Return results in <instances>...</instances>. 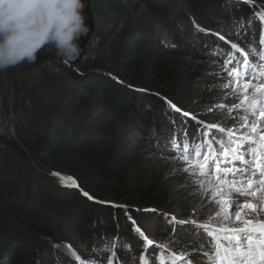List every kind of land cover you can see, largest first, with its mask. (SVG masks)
<instances>
[{
	"label": "trees",
	"instance_id": "1",
	"mask_svg": "<svg viewBox=\"0 0 264 264\" xmlns=\"http://www.w3.org/2000/svg\"><path fill=\"white\" fill-rule=\"evenodd\" d=\"M260 15L264 0H86L90 31L79 41L81 57L65 63L51 46L41 49L36 61L28 63L39 72L25 88L24 99L4 107L7 116L16 114L12 132L0 117V264H72L76 254L84 264H97L92 253L110 256L117 238L125 246L119 257L134 264L133 252L140 253L145 241L134 233L129 217L149 238L165 245L173 240L179 254L200 246L199 239L182 245L163 232L166 226L158 215L136 210L154 208L201 223L213 216L210 224L219 226L213 195L204 200L209 186L194 189L180 171L168 183L146 167L135 171L132 158L118 155L120 133L129 127L153 153L182 166L184 153L172 156L166 150L174 120L181 126L195 124L194 116L202 124L226 128L233 125L232 116L241 120L243 105L232 107L239 103L224 77L231 70L236 72L231 76L243 78L251 68L240 63L241 53L253 66L264 64L258 60L264 51ZM197 25L206 31H197ZM232 42L241 52L231 48ZM227 59L233 63H224ZM214 132L227 142L226 133ZM200 142L197 136L192 147L199 148ZM171 143L175 148V134ZM19 157L71 177L79 188L36 175ZM170 184L178 185L177 195L169 194ZM113 204L126 205L130 212ZM166 206L169 210H162ZM176 236L187 239L189 233ZM105 237L111 242L97 249ZM149 254L154 259L159 249ZM193 261L202 264L198 254Z\"/></svg>",
	"mask_w": 264,
	"mask_h": 264
},
{
	"label": "snow or ice",
	"instance_id": "2",
	"mask_svg": "<svg viewBox=\"0 0 264 264\" xmlns=\"http://www.w3.org/2000/svg\"><path fill=\"white\" fill-rule=\"evenodd\" d=\"M247 2V0H245ZM260 20L264 21V15H260ZM251 24V20L248 21ZM244 29L243 31H247ZM197 31L205 32L206 29L197 25ZM221 41H225V36L215 33ZM259 44L264 46V33L260 35ZM231 48L236 52H241L235 42L231 43ZM240 63L247 70L253 67L245 53ZM258 60L264 62V51H261ZM226 64H232V59L224 61ZM232 73L229 72V75ZM261 79L257 81L256 76L247 77L243 82V97L239 104H233L232 107L239 109L245 101L248 102V108L254 110L252 115H258L259 120L249 119L244 116L242 120L238 116H232L233 125L231 127L218 126L215 123H204L192 117L195 124L184 122L181 126L176 120L173 121L174 127L170 130L166 150L169 155L174 156L176 151H182V167H185L183 175L189 180H203L206 176L215 174V192L212 199L219 211L215 216L220 218L225 226L212 228L209 223H201L196 218L181 219L175 214L160 212L158 209L149 208L144 210L137 209L149 214L158 215L164 222L162 230L165 233L172 234L175 239L180 240L181 244H193L199 239L200 246L190 248L188 254H178L174 249L173 240H169L167 245L155 244L154 240L149 238L138 222L129 217L134 225V233L146 242L142 246L140 253L133 252L137 257L134 264H194L193 255L200 256L202 264H264V71L259 73ZM239 86L240 81H236ZM251 90V91H250ZM170 109L180 113L181 109L167 101ZM221 109L225 104L218 105ZM184 117L189 113L184 112ZM237 121L238 124L236 123ZM180 131L177 132L176 129ZM214 130L227 136V142L222 137H217ZM172 134H175L176 145L173 148L171 143ZM197 136L201 137L200 147L193 148ZM188 143H184V140ZM193 158L195 162L193 163ZM59 176L62 181H72V186L79 188V185L71 177H64L59 173H53ZM64 186H69L65 184ZM202 187L200 183H194L193 188L198 190ZM88 199H94L88 192H82ZM213 195V189H208L204 200L208 201L209 196ZM223 197H227L226 199ZM242 198V199H241ZM113 207L123 208L126 215L130 212L126 205H112ZM234 220V224H232ZM231 225V226H229ZM187 231L189 238L183 239L176 236L177 232ZM118 247L111 250L110 256L103 253H92V257L97 264H129V260L121 259L118 252L124 249V245L119 243ZM111 241L108 237L104 238V244L97 245L106 247ZM71 248L72 245L69 244ZM149 249L155 253L159 249V256L150 259ZM131 251V246H128ZM170 255L171 259H166ZM84 264V260L79 254L75 255L72 264Z\"/></svg>",
	"mask_w": 264,
	"mask_h": 264
},
{
	"label": "clouds",
	"instance_id": "3",
	"mask_svg": "<svg viewBox=\"0 0 264 264\" xmlns=\"http://www.w3.org/2000/svg\"><path fill=\"white\" fill-rule=\"evenodd\" d=\"M85 9L86 0H0V72L34 63L46 46L65 63L79 59Z\"/></svg>",
	"mask_w": 264,
	"mask_h": 264
},
{
	"label": "rangeland",
	"instance_id": "4",
	"mask_svg": "<svg viewBox=\"0 0 264 264\" xmlns=\"http://www.w3.org/2000/svg\"><path fill=\"white\" fill-rule=\"evenodd\" d=\"M140 8H142L143 10H146L144 5H141ZM122 29L123 27L121 26L119 31L116 32L117 36L120 34ZM112 39H114V36L111 38V40ZM108 63H111V62H108ZM112 67L114 69H117L114 66ZM224 70L226 72L227 68ZM261 71H264V64H257L249 68L245 74L242 73L244 74L243 78H235L234 76H231V75L235 74L236 72L229 75V72H231V70L228 71V75L226 74V76L224 77L225 79L224 84L227 88L230 89V92L234 93L236 100L238 101L237 103H240V100L243 97L242 88H243V82L245 81L246 76L251 77L255 75L258 81L259 79H261V77L259 76V73ZM38 72L39 71L37 68H32V66L29 67L27 62L21 63L14 68H9L5 71L0 72V117H2L5 120V126L11 132L13 131V122H14V118L16 114L14 116L13 114L7 116L6 111L4 110V107L5 106L11 107V106H14V104L17 102L19 103L22 102L25 96V92H24L25 88L38 76ZM237 80L240 81L239 86H237V83H236ZM242 109L243 111L241 113L242 115L241 120L243 119L244 116H248L249 119H255V120L260 119L258 115V106H257V110H255L257 111V115L255 116L252 115V112L254 110L248 108L247 101L244 102ZM124 129L126 131H123L122 133H120L121 137L119 138L120 145L118 148L119 149L118 155H121L120 157H124L125 159L132 158L129 163L135 169V171L137 170V168L146 167V169L147 168L151 169V173H156V174L160 173L165 178V182L167 183L170 177H172V173L179 172V171L180 172L185 171V167L179 166V164L176 161L165 160L162 157V155L153 153L152 150H150L147 147L145 140L143 141V137H141L139 134H134L136 132L130 131L131 129L129 127L124 126ZM18 159L23 165L31 168L32 171L36 175H44V174L47 176L50 175L58 183L72 184V181H68V180L62 181L59 176H54L53 173H49V170L43 168L44 166H38L31 160L26 162V160L23 159L22 157H19ZM62 176L66 177L65 175H62ZM193 183H200L202 185L201 188L205 186L206 187L209 186V188L213 189V196H214V192L216 190L215 185L217 184V182L215 181V175L205 177L202 181L199 179H196L193 181ZM169 186H170L169 194L173 196L177 195L176 191L179 189L178 185L174 184L172 186V184H170ZM223 198L226 199L227 197H223ZM168 208L169 207L166 206V207H163L162 210H169ZM218 211H219V208H218ZM191 212L189 214H191ZM212 219H214L213 216H211L210 218H208L206 221H203V222L210 224L211 221L209 220H212ZM219 220L221 219L219 218ZM234 223L235 222L233 220L232 224ZM218 224L219 226H225V223L222 221H220V223ZM161 243L165 244L163 241L154 240V245L161 244Z\"/></svg>",
	"mask_w": 264,
	"mask_h": 264
},
{
	"label": "bare ground",
	"instance_id": "5",
	"mask_svg": "<svg viewBox=\"0 0 264 264\" xmlns=\"http://www.w3.org/2000/svg\"><path fill=\"white\" fill-rule=\"evenodd\" d=\"M182 215V214H181ZM145 246H146V242H145ZM150 251V250H149Z\"/></svg>",
	"mask_w": 264,
	"mask_h": 264
}]
</instances>
